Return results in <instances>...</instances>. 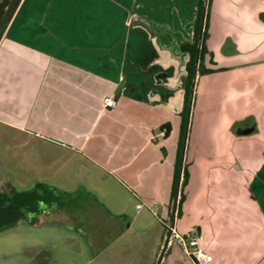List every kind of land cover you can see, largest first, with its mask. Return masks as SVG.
I'll use <instances>...</instances> for the list:
<instances>
[{"label": "crops", "instance_id": "0c3cea01", "mask_svg": "<svg viewBox=\"0 0 264 264\" xmlns=\"http://www.w3.org/2000/svg\"><path fill=\"white\" fill-rule=\"evenodd\" d=\"M198 5L0 0V121L45 141L34 225L77 231L86 264H195L163 247L168 224L206 264H264V0L205 1L203 64L220 70L195 74L179 146Z\"/></svg>", "mask_w": 264, "mask_h": 264}, {"label": "rangeland", "instance_id": "374dc122", "mask_svg": "<svg viewBox=\"0 0 264 264\" xmlns=\"http://www.w3.org/2000/svg\"><path fill=\"white\" fill-rule=\"evenodd\" d=\"M42 143L45 141L37 136L18 132L0 121V205L16 203L20 194L25 199L20 206L23 216L0 227V264H86L91 249L77 231L66 232L55 221L34 225L37 219L33 208L50 202L33 200L31 194L36 191L45 195L49 188L36 183L32 168L33 151L44 146ZM128 255L126 250L124 258Z\"/></svg>", "mask_w": 264, "mask_h": 264}, {"label": "trees", "instance_id": "16d2710c", "mask_svg": "<svg viewBox=\"0 0 264 264\" xmlns=\"http://www.w3.org/2000/svg\"><path fill=\"white\" fill-rule=\"evenodd\" d=\"M207 23H208V6L204 5L203 0H199V5L197 8L196 18L193 26V38L190 42L181 43L179 45L180 50L188 54V61L185 66L186 78L184 83V98H183V108L180 112L181 117V131L178 140V145L181 146L184 137V128L187 122V115L189 112L188 103L190 99L191 89L193 86L194 76L208 74L220 69L206 68L203 64L204 56L208 53L206 47L207 38ZM160 130H164L160 127ZM168 131V127L165 128V134ZM179 162V161H178ZM185 177V173H184ZM178 178V163H176L175 175H174V188ZM184 181V179H183ZM0 208L13 209L15 207V202H9L5 205H0Z\"/></svg>", "mask_w": 264, "mask_h": 264}, {"label": "built area", "instance_id": "2783aa9c", "mask_svg": "<svg viewBox=\"0 0 264 264\" xmlns=\"http://www.w3.org/2000/svg\"><path fill=\"white\" fill-rule=\"evenodd\" d=\"M105 105L114 107V99L108 98L105 100ZM138 207L140 205H137ZM200 236L195 232L183 235L177 232L174 225L168 224L162 235L163 247H169L176 243L181 246L183 252L189 256L195 264H206L212 260V256L206 253L199 243Z\"/></svg>", "mask_w": 264, "mask_h": 264}, {"label": "water", "instance_id": "95a60500", "mask_svg": "<svg viewBox=\"0 0 264 264\" xmlns=\"http://www.w3.org/2000/svg\"><path fill=\"white\" fill-rule=\"evenodd\" d=\"M18 216H21V211L19 209H6L0 208V225L3 222H11L15 220Z\"/></svg>", "mask_w": 264, "mask_h": 264}, {"label": "flooded vegetation", "instance_id": "af4514ba", "mask_svg": "<svg viewBox=\"0 0 264 264\" xmlns=\"http://www.w3.org/2000/svg\"><path fill=\"white\" fill-rule=\"evenodd\" d=\"M22 216H23V215L18 216L17 218H15V220H17L18 218H21ZM15 220H13V221H11V222H3V223L0 225V227H1L2 225H4V224H10V223L14 222Z\"/></svg>", "mask_w": 264, "mask_h": 264}]
</instances>
